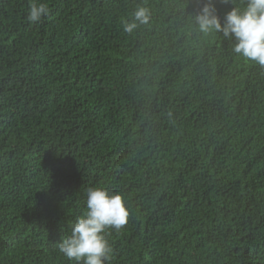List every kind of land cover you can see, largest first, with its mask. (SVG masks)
I'll use <instances>...</instances> for the list:
<instances>
[{"label": "trees", "instance_id": "trees-1", "mask_svg": "<svg viewBox=\"0 0 264 264\" xmlns=\"http://www.w3.org/2000/svg\"><path fill=\"white\" fill-rule=\"evenodd\" d=\"M30 2L0 0V264H75L90 187L129 211L107 264H264V66L200 31L204 0Z\"/></svg>", "mask_w": 264, "mask_h": 264}, {"label": "clouds", "instance_id": "clouds-1", "mask_svg": "<svg viewBox=\"0 0 264 264\" xmlns=\"http://www.w3.org/2000/svg\"><path fill=\"white\" fill-rule=\"evenodd\" d=\"M225 3L231 0H224ZM45 3L31 0L26 20L39 22L48 14ZM150 11L138 7L131 22H123V30L131 33L138 24H147ZM201 32H219L233 40L232 51L251 62L264 66V0H246L243 8L232 7L223 21L217 15L213 0H204L195 17ZM129 211L119 192L104 187H90L86 193V210L70 226V234L59 245V252L75 264H107L111 247L105 238L108 228L120 230L128 220Z\"/></svg>", "mask_w": 264, "mask_h": 264}]
</instances>
